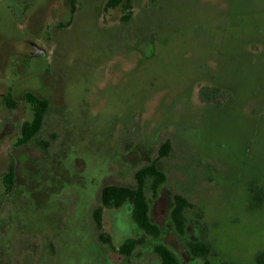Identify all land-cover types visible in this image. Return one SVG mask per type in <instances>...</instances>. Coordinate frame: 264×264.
I'll use <instances>...</instances> for the list:
<instances>
[{"label": "rangeland", "instance_id": "rangeland-1", "mask_svg": "<svg viewBox=\"0 0 264 264\" xmlns=\"http://www.w3.org/2000/svg\"><path fill=\"white\" fill-rule=\"evenodd\" d=\"M106 4L0 0V92L19 100L0 112V264H162L159 243L180 264H258L264 0H131L127 21ZM28 91L52 106L36 139L17 145L19 123L33 119ZM154 161L166 174L156 195L147 188L161 236L142 235L130 206L103 209L99 229L103 188H135ZM176 194L192 203L183 236ZM135 236L145 237L131 255L119 251ZM192 241L210 254L193 256Z\"/></svg>", "mask_w": 264, "mask_h": 264}, {"label": "trees", "instance_id": "trees-1", "mask_svg": "<svg viewBox=\"0 0 264 264\" xmlns=\"http://www.w3.org/2000/svg\"><path fill=\"white\" fill-rule=\"evenodd\" d=\"M122 5L123 10L125 11L122 19L127 21L132 16V4L131 0H107L106 9L114 8ZM32 99V98H30ZM37 113L35 119L31 125H26L22 130L24 137L22 138L23 142L29 140L36 133L39 132L45 105L37 97L35 98ZM169 142L165 143L161 149V155L164 156L167 154L169 149ZM137 186L135 188L121 186V185H107L103 188L101 193V206L95 211L94 217L96 220L97 227L99 229L103 228L102 225V212L105 208H120L125 204H128L131 208L132 218L134 224L142 235H150L153 237H160L162 234L161 227L154 223L150 216V203L147 195V188L150 187L152 192L156 195L158 189L166 180V174L159 169L157 161H154L136 172ZM5 183L7 189H11L13 186V169L6 173ZM261 189L255 187H250L251 193H254L253 197L257 202L264 201V192ZM192 203L189 202L184 196L176 194L174 197V204L171 210V220L173 222L175 230L180 235H185L187 228V216L186 209L191 207ZM100 237L103 241L111 244V237L101 233ZM145 236H135L127 239L120 247L121 251L125 255H131L135 248L144 242ZM190 252L196 258L206 257L210 254L211 248L209 244L202 241H192L188 243ZM156 252L161 258L162 264H180V259L177 254L166 246L163 243L156 245ZM258 264H264V253L259 254L256 257Z\"/></svg>", "mask_w": 264, "mask_h": 264}, {"label": "flooded vegetation", "instance_id": "flooded-vegetation-1", "mask_svg": "<svg viewBox=\"0 0 264 264\" xmlns=\"http://www.w3.org/2000/svg\"><path fill=\"white\" fill-rule=\"evenodd\" d=\"M34 47V50H32V51H30L28 54L29 55H33V54H35V55H40V52L38 51H36V48H35V45L33 46ZM44 76H46V74H44ZM48 77V76H47ZM43 86L45 87V88H47L48 87V85H47V83H46V81L43 83ZM38 98V99H40L41 101H40V103L42 102L44 105H45V112H44V115H43V120H42V125H41V128H40V130L42 129V127H43V125H44V120H45V117H46V114L49 112V110H50V108H51V106H52V102H51V98L46 94L45 96H40V95H38L36 92H32V91H28V92H25V94H24V100L29 104V111L32 109V111H33V119L31 120V121H28L26 118H24L20 123H19V127H18V131L20 132V136L17 138V140H16V143H17V145H23V144H27V143H29V142H32V141H34L35 139H36V137H37V135H38V133L40 132V130H39V132L38 133H36L35 135H33V137L32 138H30L29 140H27V141H25L26 143H23V144H21V143H19V142H23L22 141V138L24 137V134H23V128L26 126V125H31L32 123H33V121H34V119H35V115H36V113H37V108H36V101H34L35 100V98ZM30 98H32V99H30ZM18 102H19V100L17 99V97H16V93H15V91L14 90H12V91H10V92H0V112H3L4 110L6 111V109H10V110H14V109H17V105H18ZM4 114V113H3ZM7 114H8V112H7ZM4 119V118H3ZM3 119H2V121H3ZM5 120H6V115H5ZM6 128L8 127V124H9V122L8 121H6ZM11 169H13V186H14V183H15V177H16V170H15V168H14V166H9V168H8V171H7V173L9 172V171H11ZM4 180H5V177H4ZM13 186H12V188L11 189H7V191H10V190H12L13 189ZM6 188H7V186H6ZM124 206H126V208H128V204H125ZM123 207V206H122ZM130 212H131V208H130ZM131 215H132V212H131Z\"/></svg>", "mask_w": 264, "mask_h": 264}]
</instances>
